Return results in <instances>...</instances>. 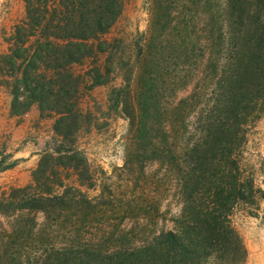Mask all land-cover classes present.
Here are the masks:
<instances>
[{
    "label": "trees",
    "instance_id": "trees-1",
    "mask_svg": "<svg viewBox=\"0 0 264 264\" xmlns=\"http://www.w3.org/2000/svg\"><path fill=\"white\" fill-rule=\"evenodd\" d=\"M23 2L26 17L0 56V76L13 115L37 106L41 118L55 117L57 145L41 157L34 186L0 199V213H43L65 227L68 241L45 247L38 264H246L234 216H258L264 200L245 157L250 130L264 118V0H151L136 64L112 90L110 110L129 122L127 162L140 171L159 165L178 192L164 209L155 197L144 224L114 229L102 195L65 186L60 173L95 186L77 147L88 119L82 100L109 82L99 56L110 49L105 36L122 18L124 0ZM5 162L0 174L18 160ZM129 212L116 219L140 215Z\"/></svg>",
    "mask_w": 264,
    "mask_h": 264
},
{
    "label": "rangeland",
    "instance_id": "rangeland-1",
    "mask_svg": "<svg viewBox=\"0 0 264 264\" xmlns=\"http://www.w3.org/2000/svg\"><path fill=\"white\" fill-rule=\"evenodd\" d=\"M150 3L151 0H124L122 18L105 36L110 49L99 56L98 65L103 71L110 68L109 82L88 90L82 100V110L88 119L78 134L77 147L88 157L95 186L89 188L72 171L60 173L65 186L78 188L91 198L102 195V210L111 229L117 224L128 228L144 224L143 213L155 197L163 199L164 209L167 204L175 203L178 192L176 183L163 175L159 165L142 172L136 162H127L129 122L110 110L112 90L126 83L129 68L136 64V43L148 30ZM25 17L23 0H0V56L9 52V40ZM4 81L0 76V160L6 157L3 167L15 160L18 163L0 174V199L14 188L34 186L33 173L41 157L57 145L53 129L55 117L41 118L37 106L24 116L13 115L11 91ZM184 95L180 93L178 99ZM245 157L264 189V118L250 130ZM55 188L60 193L64 191V188ZM126 212L140 215L124 221L116 219ZM234 223L248 252L246 264H264V200L258 216L239 210ZM64 237L68 241L65 227H55L46 221L43 213H0V264H38L45 247L64 242Z\"/></svg>",
    "mask_w": 264,
    "mask_h": 264
}]
</instances>
